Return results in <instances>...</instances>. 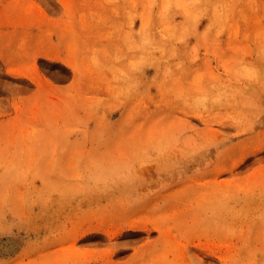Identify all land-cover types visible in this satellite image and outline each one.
<instances>
[{"label": "rangeland", "instance_id": "1", "mask_svg": "<svg viewBox=\"0 0 264 264\" xmlns=\"http://www.w3.org/2000/svg\"><path fill=\"white\" fill-rule=\"evenodd\" d=\"M164 2L0 0V264H264V0Z\"/></svg>", "mask_w": 264, "mask_h": 264}, {"label": "bare ground", "instance_id": "2", "mask_svg": "<svg viewBox=\"0 0 264 264\" xmlns=\"http://www.w3.org/2000/svg\"><path fill=\"white\" fill-rule=\"evenodd\" d=\"M164 6L166 13L169 15L175 16L180 12H184L185 14H191L198 9L206 11V8H210L211 15L215 17L216 20H220V15H223L229 20L231 13L234 11L235 2L234 0H164ZM223 11V12H222ZM226 20V19H225ZM122 211V210H121ZM126 211V210H125ZM125 227L130 230H143L142 226L135 225V221L133 218L125 221ZM158 229L161 236L164 237L167 241H172L171 238L166 236L165 228L163 226L156 224L153 226ZM182 232V231H181ZM198 254L208 256V254L204 252H199Z\"/></svg>", "mask_w": 264, "mask_h": 264}]
</instances>
